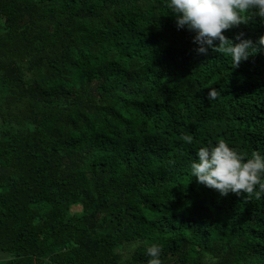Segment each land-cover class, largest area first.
Listing matches in <instances>:
<instances>
[{"label":"trees","instance_id":"16d2710c","mask_svg":"<svg viewBox=\"0 0 264 264\" xmlns=\"http://www.w3.org/2000/svg\"><path fill=\"white\" fill-rule=\"evenodd\" d=\"M168 2L0 0V264H264V196L190 173L219 139L264 155V48L198 54Z\"/></svg>","mask_w":264,"mask_h":264},{"label":"clouds","instance_id":"9594fccd","mask_svg":"<svg viewBox=\"0 0 264 264\" xmlns=\"http://www.w3.org/2000/svg\"><path fill=\"white\" fill-rule=\"evenodd\" d=\"M167 9L175 18L177 29L186 28L195 33L192 42L197 45L198 54L207 55L208 50L229 55L232 67H239L250 55L258 51L257 44L264 48V34L256 43L245 38L243 32L235 34V41L224 32L247 25L257 17L264 21V0H169ZM218 41V43H214ZM251 50V51H250ZM208 99L220 94L215 87H209ZM182 140L191 144L193 137L183 135ZM197 159L190 164L191 177L221 196L233 193L260 200L264 196V155L257 151L250 154L230 146L224 139L215 144L199 146ZM162 246L152 243L146 247L147 264H162Z\"/></svg>","mask_w":264,"mask_h":264},{"label":"rangeland","instance_id":"374dc122","mask_svg":"<svg viewBox=\"0 0 264 264\" xmlns=\"http://www.w3.org/2000/svg\"><path fill=\"white\" fill-rule=\"evenodd\" d=\"M0 254H3L2 256L0 255V258H3V257H5L6 255H7V253L6 252H0Z\"/></svg>","mask_w":264,"mask_h":264}]
</instances>
